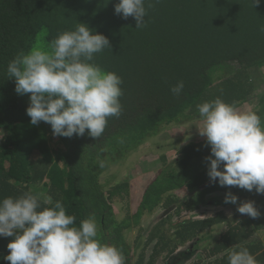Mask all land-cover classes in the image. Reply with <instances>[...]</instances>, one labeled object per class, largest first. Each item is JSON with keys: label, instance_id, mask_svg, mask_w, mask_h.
Masks as SVG:
<instances>
[{"label": "trees", "instance_id": "obj_1", "mask_svg": "<svg viewBox=\"0 0 264 264\" xmlns=\"http://www.w3.org/2000/svg\"><path fill=\"white\" fill-rule=\"evenodd\" d=\"M117 2L0 0V199L30 192L51 198L48 207L60 200L77 226L94 217L101 242L122 249L126 264H156L162 255L169 262L228 264L236 246L264 264V194L211 183L206 137L181 146L168 137L172 127L203 122L196 106L217 97L236 108L248 104L264 118V0L254 7L251 0H151L142 29L133 17L115 14ZM78 23L109 39L111 49L95 63L123 79L122 115L109 118L96 139L57 137L48 123L32 125L30 94H17L6 73L18 53L47 48ZM181 80L185 87L175 96L170 89ZM150 151L161 167L131 212L128 183L116 182L129 159ZM228 192L238 204L254 201L261 216L252 219L224 203ZM118 198L121 217L113 206ZM160 211L164 216L141 235L143 219ZM12 239L0 237V264H10L3 257Z\"/></svg>", "mask_w": 264, "mask_h": 264}, {"label": "clouds", "instance_id": "obj_2", "mask_svg": "<svg viewBox=\"0 0 264 264\" xmlns=\"http://www.w3.org/2000/svg\"><path fill=\"white\" fill-rule=\"evenodd\" d=\"M261 0H251L252 7ZM147 4V7H146ZM151 0H118L116 15L133 17L136 29L146 27ZM260 30L264 32V26ZM110 48L109 39L94 33L84 23L52 39L47 48L21 51L7 65L15 92L30 94L27 115L32 125L41 121L51 126L53 136L74 135L101 138L109 118L123 112V79L95 63L96 55ZM185 85L178 81L170 91L179 96ZM203 121L200 135L210 146L207 175L213 184L238 187L264 194V118L255 110H238L217 97L196 106ZM123 143V138L119 139ZM99 166L103 168L104 162ZM225 194L224 203L237 205V212L252 219L261 216L254 201L237 203ZM51 198L41 200L30 192L0 199V237H13L7 244L10 264H126L122 249L103 243L94 217L76 225L60 200L48 207ZM228 264H258L246 247H230Z\"/></svg>", "mask_w": 264, "mask_h": 264}, {"label": "rangeland", "instance_id": "obj_3", "mask_svg": "<svg viewBox=\"0 0 264 264\" xmlns=\"http://www.w3.org/2000/svg\"><path fill=\"white\" fill-rule=\"evenodd\" d=\"M263 73H264V68L262 69ZM262 88L264 87V81L262 82ZM238 110L241 111H245V110H251L250 106L248 104H243L241 105L239 108H237ZM203 127V122H195V123H189L186 124L184 126H181L179 128L177 127H172L168 137L170 138H178L181 139V141L178 143L179 146L186 144L189 140H194V139H198L200 137H203L200 135L199 129H202ZM172 136V137H171ZM187 140V141H184ZM161 152V151H159ZM160 154V153H159ZM159 155L157 153L151 152H141L139 153V155H137V157L131 158L127 161V163L123 166V171H120L119 173V178L117 180V184L122 183V182H127L128 183V187H129V194L131 198V203H130V211L133 212V210L136 208L138 202L140 201V190H144L146 184H148L151 179H153V177L156 175L155 173L159 170L160 163H156L155 161L157 160V157ZM176 156L175 151H171L169 152L168 155V162L170 163L173 158ZM131 163V164H130ZM136 164H139V166H135ZM131 166V167H128ZM116 183H113L112 185H115ZM137 189L138 192H137ZM39 196H43L42 194L38 193ZM132 195V196H131ZM178 196H176V198L181 196L179 194H177ZM130 199V198H129ZM123 204L124 202L122 200L115 199L113 206H114V211L116 213L117 216L121 217L122 214L124 213V211L122 210L123 208ZM154 216H150V217H146L145 219H143V224H144V229H142L141 231V235H146L149 231V229L157 223V221L161 218V215L164 216V212L160 211L157 212L155 214H153ZM173 215V214H171ZM175 220V217H173L172 221ZM174 232V229L171 230V233ZM134 235V234H133ZM183 247H179L177 249L178 253L183 252ZM150 252V249L148 250V253ZM146 256H148V254H146ZM172 258V257H171ZM171 258H165L164 259V255H162L156 264H189V260L185 261V258L182 259V262H180L179 260H175V261H170L169 260ZM180 262V263H179ZM191 262V261H190Z\"/></svg>", "mask_w": 264, "mask_h": 264}]
</instances>
